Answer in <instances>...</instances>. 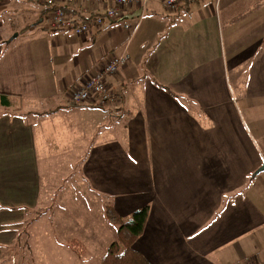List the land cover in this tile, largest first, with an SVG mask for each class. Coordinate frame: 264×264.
<instances>
[{
	"label": "crops",
	"instance_id": "1",
	"mask_svg": "<svg viewBox=\"0 0 264 264\" xmlns=\"http://www.w3.org/2000/svg\"><path fill=\"white\" fill-rule=\"evenodd\" d=\"M137 10L77 36L49 29L39 0H0V247L21 243L19 264H100L116 239L105 207L148 205L132 247L150 264L264 261V0ZM124 51L114 103L67 101ZM18 256L0 248V264Z\"/></svg>",
	"mask_w": 264,
	"mask_h": 264
},
{
	"label": "built area",
	"instance_id": "2",
	"mask_svg": "<svg viewBox=\"0 0 264 264\" xmlns=\"http://www.w3.org/2000/svg\"><path fill=\"white\" fill-rule=\"evenodd\" d=\"M50 7L48 16L44 18L45 24L52 30H64L81 36L100 28L105 21H115L126 7H136L143 10L149 0H39ZM80 1L89 4H100L101 12L95 15H86V7L79 14H69L64 5ZM197 0H161L162 6L168 10H176L184 2ZM85 16V17H83ZM124 28L131 33L134 28L129 23ZM129 60L126 51L115 54L106 61L93 75L88 76L80 87L67 92V101L74 105L103 104L109 105L116 101L118 95L106 83V77L111 76L125 66ZM245 264H264V261L250 260Z\"/></svg>",
	"mask_w": 264,
	"mask_h": 264
},
{
	"label": "trees",
	"instance_id": "3",
	"mask_svg": "<svg viewBox=\"0 0 264 264\" xmlns=\"http://www.w3.org/2000/svg\"><path fill=\"white\" fill-rule=\"evenodd\" d=\"M8 105V97L0 94V106L8 107ZM148 212V205H144L134 210L128 219H122L111 206L105 207L104 217L115 227L116 239L108 245L100 264H150L132 247L133 242L144 230ZM69 245L78 255L83 253V248L78 243L72 241Z\"/></svg>",
	"mask_w": 264,
	"mask_h": 264
},
{
	"label": "rangeland",
	"instance_id": "4",
	"mask_svg": "<svg viewBox=\"0 0 264 264\" xmlns=\"http://www.w3.org/2000/svg\"><path fill=\"white\" fill-rule=\"evenodd\" d=\"M49 198V200H50V202H48L49 204L47 205V207H49L52 203H53V201L55 200V198L53 197V196H49L48 197ZM41 209L39 208V212H38V210H36L35 212H34V217H37L38 215H40V213L41 212H43V211H40ZM36 214H38L37 216H36ZM30 215V214H29ZM68 247H70V245H69V243H67L66 244ZM1 249H2V251L3 252H5V253H9V252H12V250L13 251H17L18 252V254H19V256H20V258H19V256H18V258H11L10 260H8V263H6L5 262V264H19L20 262L19 261H26V259L23 257V259H21V255H20V251L22 250V247H21V243H19V242H15L14 244H12V246H9L8 244H3L1 247H0ZM71 248V247H70ZM83 248V247H82ZM78 249H80L79 247H78ZM82 250V249H81ZM83 251V253H81V255H83L84 253H85V251L84 250H82ZM74 252V251H73ZM30 255L28 256V258H27V261H28V264H31V260H30Z\"/></svg>",
	"mask_w": 264,
	"mask_h": 264
},
{
	"label": "water",
	"instance_id": "5",
	"mask_svg": "<svg viewBox=\"0 0 264 264\" xmlns=\"http://www.w3.org/2000/svg\"><path fill=\"white\" fill-rule=\"evenodd\" d=\"M140 13H141V10L139 9V10H137V11H136L132 16H130V17L132 18V17H134V16H139ZM16 35H17V34H14L13 37H15ZM262 170H264V165H262L261 167H259V168L256 170L255 173H258V172H260V171H262Z\"/></svg>",
	"mask_w": 264,
	"mask_h": 264
}]
</instances>
